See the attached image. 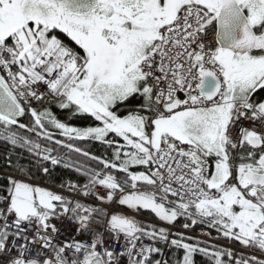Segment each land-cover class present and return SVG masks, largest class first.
I'll return each mask as SVG.
<instances>
[{
	"label": "snow or ice",
	"instance_id": "snow-or-ice-1",
	"mask_svg": "<svg viewBox=\"0 0 264 264\" xmlns=\"http://www.w3.org/2000/svg\"><path fill=\"white\" fill-rule=\"evenodd\" d=\"M0 141V264H264V0H0Z\"/></svg>",
	"mask_w": 264,
	"mask_h": 264
},
{
	"label": "trees",
	"instance_id": "trees-1",
	"mask_svg": "<svg viewBox=\"0 0 264 264\" xmlns=\"http://www.w3.org/2000/svg\"><path fill=\"white\" fill-rule=\"evenodd\" d=\"M53 111L56 113L58 118H60L62 121L70 123L74 126L84 127V126H88V125L93 123L91 118H75V117L70 118V114L66 110L60 111L57 109H53ZM56 138L63 139V137H59V136H57ZM82 146L90 149L91 153L94 155H98V156L99 155H107L105 147L100 145L98 142L92 143V144H86V145H82ZM61 151H63V150H61ZM6 154H11L14 161L17 159L18 155H22L23 159L20 160V162L23 164H27L29 159H30L27 152H25L21 149H16L15 152H12L10 147L5 146L3 141H0V170L5 171V172L10 171V169L7 167V163L5 160ZM78 159L83 160L84 158L78 157ZM89 163H94V162H89ZM54 176H55L54 180H48V181L39 180V182H45L46 184L51 185V186H55V187H58L59 183L65 179L76 181V182H83V177H80L78 174H76L75 172H73L71 170L64 169L61 167L56 168V170L54 172ZM2 177H3V174H0V179H2ZM143 213L148 217H153V218L157 219L150 211H143ZM183 222H184L183 219H181L175 225L182 226ZM191 229L198 231V232L210 231L209 229H207L206 227H204L202 225H197ZM211 236L217 238V233L215 232V230H211ZM219 239L226 240L223 237H221ZM226 241H228V240H226ZM209 244H211V243H209ZM235 244H239V243L235 242ZM166 255L171 260V259H175L177 256L182 255V252H177L174 254L173 252H170L167 250ZM195 262H196V264H210V262L207 259H205L204 257H202L201 255H197L195 257Z\"/></svg>",
	"mask_w": 264,
	"mask_h": 264
},
{
	"label": "built area",
	"instance_id": "built-area-1",
	"mask_svg": "<svg viewBox=\"0 0 264 264\" xmlns=\"http://www.w3.org/2000/svg\"><path fill=\"white\" fill-rule=\"evenodd\" d=\"M53 190H55L57 192H61L62 191L61 189H58V188H53ZM100 191H103V189H100ZM65 194H67V193H65ZM117 210L118 211H122V212H127L126 210H123V209H117ZM127 214L135 215L137 218H143L142 216H140L138 214H135V213H129L128 212ZM147 220H149L152 223L160 224L163 227H168L172 232H184L187 235L194 236V237H199L200 239H203V240H206V241H210V242H213L215 244H219V245H222V246H229V247H231V248H233L235 250H241V247H237V246L232 245V244H230L228 242L221 241V240L209 237V236H203V235H201V233L196 232V231H192L190 229H184L183 227H178V226H174V225H166V224H163L162 222H158V221H155V220H152V219H147ZM57 224H58V227H63V226H61L59 224V222H57ZM66 225H67V230L65 232V235H67L69 237L76 235L75 226H73L71 224H67V222H66ZM77 238L78 239H82V237H77ZM145 243H147V241H145ZM117 250L119 251V249H117Z\"/></svg>",
	"mask_w": 264,
	"mask_h": 264
},
{
	"label": "bare ground",
	"instance_id": "bare-ground-1",
	"mask_svg": "<svg viewBox=\"0 0 264 264\" xmlns=\"http://www.w3.org/2000/svg\"><path fill=\"white\" fill-rule=\"evenodd\" d=\"M4 173H5V171H1V170H0V174H4ZM53 191H55V190H53Z\"/></svg>",
	"mask_w": 264,
	"mask_h": 264
}]
</instances>
